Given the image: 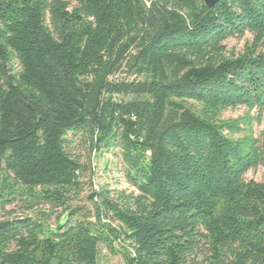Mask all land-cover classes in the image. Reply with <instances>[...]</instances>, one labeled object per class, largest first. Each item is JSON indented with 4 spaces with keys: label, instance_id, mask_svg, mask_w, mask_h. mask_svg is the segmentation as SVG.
Instances as JSON below:
<instances>
[{
    "label": "trees",
    "instance_id": "1",
    "mask_svg": "<svg viewBox=\"0 0 264 264\" xmlns=\"http://www.w3.org/2000/svg\"><path fill=\"white\" fill-rule=\"evenodd\" d=\"M250 36L242 51L225 42ZM264 0H0V264H264ZM106 154L134 190L74 207ZM55 214L51 224V215ZM115 242L124 245L115 250Z\"/></svg>",
    "mask_w": 264,
    "mask_h": 264
},
{
    "label": "rangeland",
    "instance_id": "2",
    "mask_svg": "<svg viewBox=\"0 0 264 264\" xmlns=\"http://www.w3.org/2000/svg\"><path fill=\"white\" fill-rule=\"evenodd\" d=\"M69 1V0H67ZM250 40V36H245L242 39H230L225 42V46L228 51H234L236 53L242 51L246 41ZM257 117L255 111L248 112L244 108H237L234 110H227L221 113V119L223 121L242 120L250 122L252 119L253 125L250 130L244 134L236 137L237 139H258L260 134L264 132V113L259 122L254 121ZM75 154L79 157L80 162L84 164L85 171L81 175L82 191L73 199L72 205L74 207H88V196L94 191L108 190L111 193V197H117V195L125 194L131 195L134 193L131 188L122 177L120 171V164L116 160L106 154L101 156L92 153L90 157L86 151L77 149ZM246 181H254L257 183L264 182V169L258 168L256 170L249 171L244 176ZM39 210L47 211V208L39 207L35 210V213L27 212L24 210V203L22 201H16L7 205L4 211L0 210V221L19 219L24 216H35ZM55 214L51 215V224L54 223ZM115 250L123 251L124 245L115 242L113 245ZM98 264H125L122 254H112L107 248L101 247Z\"/></svg>",
    "mask_w": 264,
    "mask_h": 264
},
{
    "label": "water",
    "instance_id": "3",
    "mask_svg": "<svg viewBox=\"0 0 264 264\" xmlns=\"http://www.w3.org/2000/svg\"><path fill=\"white\" fill-rule=\"evenodd\" d=\"M220 0H202L206 8L214 7Z\"/></svg>",
    "mask_w": 264,
    "mask_h": 264
}]
</instances>
